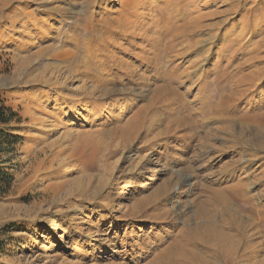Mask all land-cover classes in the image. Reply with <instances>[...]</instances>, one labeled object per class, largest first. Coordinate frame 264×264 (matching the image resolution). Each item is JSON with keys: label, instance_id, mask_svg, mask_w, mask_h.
I'll list each match as a JSON object with an SVG mask.
<instances>
[{"label": "rangeland", "instance_id": "rangeland-1", "mask_svg": "<svg viewBox=\"0 0 264 264\" xmlns=\"http://www.w3.org/2000/svg\"><path fill=\"white\" fill-rule=\"evenodd\" d=\"M0 108V264H264V0H0Z\"/></svg>", "mask_w": 264, "mask_h": 264}, {"label": "trees", "instance_id": "trees-1", "mask_svg": "<svg viewBox=\"0 0 264 264\" xmlns=\"http://www.w3.org/2000/svg\"><path fill=\"white\" fill-rule=\"evenodd\" d=\"M14 114L10 110H6L4 108H0V124L9 123Z\"/></svg>", "mask_w": 264, "mask_h": 264}, {"label": "bare ground", "instance_id": "bare-ground-1", "mask_svg": "<svg viewBox=\"0 0 264 264\" xmlns=\"http://www.w3.org/2000/svg\"><path fill=\"white\" fill-rule=\"evenodd\" d=\"M170 19V18H169ZM169 19H167V22L166 23H168V21H169ZM163 29V28H162ZM169 29V28H168ZM162 31V30H161ZM169 31H171V30H169ZM163 32V31H162ZM152 33V32H151ZM174 33H176V31L174 32ZM179 33V31H177V33H176V35ZM164 35V34H163ZM175 35V36H176ZM180 35V34H179ZM261 72V71H260ZM263 72V71H262ZM72 101V100H71ZM219 112H220V110H219ZM218 111H217V113H219ZM133 123V122H132ZM131 125V124H130ZM131 139V138H130ZM51 161V160H50ZM49 162V161H48ZM47 162V163H48ZM52 162V161H51ZM110 166V165H109ZM222 239V238H221ZM174 253H176V249H175V252ZM172 255V254H171ZM168 261V260H167Z\"/></svg>", "mask_w": 264, "mask_h": 264}]
</instances>
